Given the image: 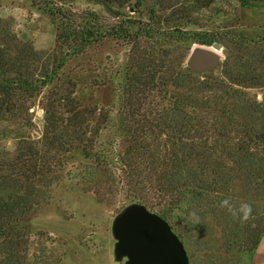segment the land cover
Wrapping results in <instances>:
<instances>
[{
    "label": "trees",
    "instance_id": "1",
    "mask_svg": "<svg viewBox=\"0 0 264 264\" xmlns=\"http://www.w3.org/2000/svg\"><path fill=\"white\" fill-rule=\"evenodd\" d=\"M218 1L32 0L57 22L56 41L70 55L82 54L106 37L131 44L119 111L123 143H103L98 152L97 143H54L63 139L61 127L88 133L95 140L99 129L89 125L96 110L71 99L64 108L68 115L58 116L53 97L39 101L48 115L46 133L36 140L19 136L12 153L0 143V243L17 238L16 221L48 199L47 189L56 182L71 153L82 148L95 164L86 191L98 203L104 201L103 196L117 198L120 204L115 213L127 204L141 203L164 218L183 243L185 238L189 243L192 230L203 229L200 235L210 237L213 222L228 227L230 245L247 256L245 264H251L264 226L256 219V225H251L252 209L244 220L240 206L251 190L264 188V96L257 99L243 88L258 86L259 75L254 71L259 68L249 63L251 58L238 56L231 67L223 61L232 80L228 89L206 85L200 92H172L169 85L177 87L176 81L179 84L194 75L183 72V63L175 65L166 51L138 46L145 37L182 42L186 47L213 42L226 47L231 42L230 31L203 29L202 13ZM253 1L229 0L239 5ZM76 3L101 7L115 16L123 15L122 9L127 7L137 19L103 27L97 23V13L90 11L88 25L82 14L67 6ZM215 10L221 12L219 7ZM233 36L237 43L242 39ZM51 78L52 69L43 63L40 52L30 42L19 41L11 24L0 18V117L13 121V117L19 120L29 113ZM241 183L246 194L238 192ZM224 200L236 217L221 207ZM17 261L0 247V264ZM236 264L244 263L237 260Z\"/></svg>",
    "mask_w": 264,
    "mask_h": 264
},
{
    "label": "rangeland",
    "instance_id": "2",
    "mask_svg": "<svg viewBox=\"0 0 264 264\" xmlns=\"http://www.w3.org/2000/svg\"><path fill=\"white\" fill-rule=\"evenodd\" d=\"M67 6L76 14H82L83 21L88 25L92 19L87 15L90 11L97 13V23L103 27L110 28L119 21L137 19V14L129 12L127 7L122 9L123 15L115 16L93 5L76 3ZM215 7H219L221 12L218 13ZM215 7L202 13L203 29L211 32L230 31L231 42L226 47L222 46L220 53L227 60L228 67L236 63L238 56L242 59L251 58L249 63L259 68V71H254L259 75L256 80L258 86L243 89L257 99H262L264 0H254L247 5L219 0ZM209 17L211 20L206 22L205 19ZM0 18L11 24L19 41L30 42L40 52L43 63L52 69L50 83L35 97V105L30 107L29 113L23 114L19 120L13 117V121L6 116L0 117L1 147L12 153L19 136L36 140L46 133L48 115L43 113L38 104L46 97H53L52 104L58 116L68 115L64 108L69 107L71 99L85 109L96 110V116L89 125L90 128L99 129V136L95 140L89 138L88 133L61 127L63 139L54 140V143H97V152L102 149L103 143H123L119 111L126 77V57L131 48L128 40L106 37L89 46L84 53L73 56L56 41L57 22L32 0H0ZM235 34L242 37L238 43L233 36ZM138 46L145 50L157 48L166 51L175 65L181 66L186 58V46L182 42L142 37ZM224 66L215 78L202 81L193 76L181 80L179 84L176 81L177 87L169 85L168 89L182 93L186 90L200 92L206 85L205 88L215 90L228 89L232 80L227 76ZM94 168L93 160L85 157L82 148L71 153L66 166L58 173L56 182L47 189L48 199L16 221L15 240L0 243L4 254L20 260L12 264H123V261L114 259L115 239L111 233L112 220L120 201L103 196L104 201L98 203L93 193L86 191ZM244 187L241 183L238 192L246 194ZM245 196L244 204L253 210L251 225H256V219L259 225L264 226V188L253 189ZM212 229L210 237L200 235L203 229H197L190 231L189 243L184 239L189 264H236L237 260L245 264L247 256H241L229 243V228L213 222Z\"/></svg>",
    "mask_w": 264,
    "mask_h": 264
},
{
    "label": "water",
    "instance_id": "3",
    "mask_svg": "<svg viewBox=\"0 0 264 264\" xmlns=\"http://www.w3.org/2000/svg\"><path fill=\"white\" fill-rule=\"evenodd\" d=\"M221 49L219 42L186 47L183 72L199 78L218 76L224 61ZM111 233L114 259L123 264H189L184 244L169 223L141 203L121 208L112 220Z\"/></svg>",
    "mask_w": 264,
    "mask_h": 264
},
{
    "label": "crops",
    "instance_id": "4",
    "mask_svg": "<svg viewBox=\"0 0 264 264\" xmlns=\"http://www.w3.org/2000/svg\"><path fill=\"white\" fill-rule=\"evenodd\" d=\"M251 264H264V235L262 236L255 253L252 255Z\"/></svg>",
    "mask_w": 264,
    "mask_h": 264
},
{
    "label": "clouds",
    "instance_id": "5",
    "mask_svg": "<svg viewBox=\"0 0 264 264\" xmlns=\"http://www.w3.org/2000/svg\"><path fill=\"white\" fill-rule=\"evenodd\" d=\"M221 207H226L228 210L236 217L237 213L234 211L233 207L229 204L227 200L221 201ZM240 211L243 213V219H248L249 214L251 213V207L247 204H242L240 206Z\"/></svg>",
    "mask_w": 264,
    "mask_h": 264
}]
</instances>
